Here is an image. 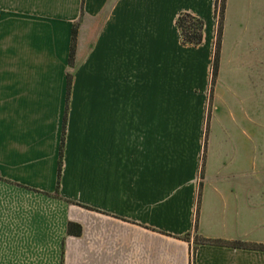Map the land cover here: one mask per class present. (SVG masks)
<instances>
[{"label": "crops", "instance_id": "0c3cea01", "mask_svg": "<svg viewBox=\"0 0 264 264\" xmlns=\"http://www.w3.org/2000/svg\"><path fill=\"white\" fill-rule=\"evenodd\" d=\"M80 5L0 0V264H264L193 244L200 182L198 235L264 244V0H226L212 90L215 0Z\"/></svg>", "mask_w": 264, "mask_h": 264}, {"label": "trees", "instance_id": "16d2710c", "mask_svg": "<svg viewBox=\"0 0 264 264\" xmlns=\"http://www.w3.org/2000/svg\"><path fill=\"white\" fill-rule=\"evenodd\" d=\"M225 2L226 0H215L216 29H215V36H214L213 57H212V65H211V77H210L211 90H212V86L214 85L216 81L217 74H218L219 53H220V47H221ZM82 15H83V0H81L79 20L81 19ZM78 22L79 21L75 22L71 29L68 67H67V72H66L65 109H64L63 124H62V133H61V138H60L58 162H57L56 187H55V192H54L55 197H59L58 190H59V181H60V174H61V167H62L64 132H65L68 100H69L71 84H72V76H73L72 71L74 69V56H75V48H76ZM175 23L179 30L183 43L191 44L194 46L201 43L203 39V26H204V22L202 19L184 12V13H180L177 16ZM210 106H211V91L209 94L207 121H206L204 138H203V154H202L201 168H200V174H199L200 179H202L203 177V162H204L205 149H206L208 120L210 116ZM201 185L202 183L200 182L199 190H198V198H197V203H196V208H195L194 224H193V230L195 231V235L193 237V244L195 246L199 244H207V245H215V246H231V247H239V248H247V249H252V250L264 251V244L246 243V242H240V241H225L221 239L205 238L197 234L199 198H200ZM80 233H81V227L79 224L73 223V222L68 223L67 234L78 236L80 235ZM181 238L186 241H189V234H185L181 236Z\"/></svg>", "mask_w": 264, "mask_h": 264}, {"label": "rangeland", "instance_id": "374dc122", "mask_svg": "<svg viewBox=\"0 0 264 264\" xmlns=\"http://www.w3.org/2000/svg\"><path fill=\"white\" fill-rule=\"evenodd\" d=\"M190 239V238H189Z\"/></svg>", "mask_w": 264, "mask_h": 264}]
</instances>
